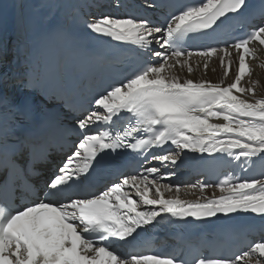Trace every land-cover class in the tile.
Listing matches in <instances>:
<instances>
[{
	"label": "snow or ice",
	"instance_id": "1",
	"mask_svg": "<svg viewBox=\"0 0 264 264\" xmlns=\"http://www.w3.org/2000/svg\"><path fill=\"white\" fill-rule=\"evenodd\" d=\"M154 6L147 3L148 8ZM255 19L261 22L252 23ZM86 26L95 34L135 46L148 58L97 93L91 108L80 114L75 123L78 140L45 181L42 198L27 185L4 186L0 264H188L134 243L138 230L162 215L202 220L251 213L264 221V179L237 180L228 174L214 185L194 184L186 194L198 190L195 200L181 198V185L160 183L175 174L162 168L182 162L184 151L223 153L235 161L243 158V164L264 161V95H257L259 81L251 80L250 63L257 61L264 68L259 62L264 53V0L258 11H249L248 0H193L164 25L127 14L101 13ZM237 28L243 30L241 34L228 40L194 51L182 46L192 33ZM193 57L198 58L195 67ZM214 58L222 69L219 82L188 78L200 67L199 61L206 75ZM177 69H186L187 75L182 78ZM230 75L233 79L226 83ZM18 83L23 89L36 87L33 80ZM122 114H128L126 122L115 128ZM33 120L28 93L11 99L0 96V156L13 168L26 149L35 159L32 135L25 133L23 139L19 135ZM117 149L137 153L142 170L121 173L103 188L87 191L101 154ZM41 158H46L43 151ZM150 161L160 166L143 167ZM208 188L221 195H205ZM173 192L166 198L165 193ZM256 235L227 253L202 251L191 264H264V223Z\"/></svg>",
	"mask_w": 264,
	"mask_h": 264
},
{
	"label": "bare ground",
	"instance_id": "2",
	"mask_svg": "<svg viewBox=\"0 0 264 264\" xmlns=\"http://www.w3.org/2000/svg\"><path fill=\"white\" fill-rule=\"evenodd\" d=\"M132 1V0H131ZM143 1V0H138ZM81 5L86 14L111 13L125 15L128 6L132 4L129 0H0V41H5L7 49H14V58H28L33 52V46L37 40L38 32L55 26L58 22L59 15L66 17L73 7ZM25 12L26 15L23 13ZM93 18V17H91ZM235 55V54H234ZM198 58L193 57V66H196ZM260 63H264V53L260 55ZM200 67L188 78L194 80L208 79L212 82H219L222 77V69L219 66L218 59H213L209 63L207 74H204L203 61H199ZM254 69L251 80L259 81L256 91L257 95H264V68L258 67L257 61H250ZM215 69L213 72L212 69ZM235 65H233V74ZM176 74L184 78L187 75L186 69L176 70ZM233 75H230L226 83H230ZM222 123V121H213ZM184 157L190 164L195 161V153L188 151L183 152ZM184 170L189 171L192 167L182 164ZM190 186L182 188V191H190ZM198 191L195 190L194 193ZM175 195V193H169Z\"/></svg>",
	"mask_w": 264,
	"mask_h": 264
},
{
	"label": "rangeland",
	"instance_id": "3",
	"mask_svg": "<svg viewBox=\"0 0 264 264\" xmlns=\"http://www.w3.org/2000/svg\"><path fill=\"white\" fill-rule=\"evenodd\" d=\"M25 15H26V13L25 12H23Z\"/></svg>",
	"mask_w": 264,
	"mask_h": 264
}]
</instances>
